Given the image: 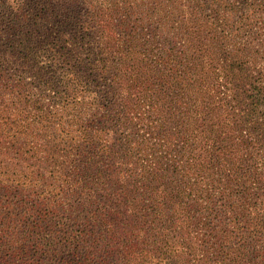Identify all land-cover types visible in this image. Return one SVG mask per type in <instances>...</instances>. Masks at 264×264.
Instances as JSON below:
<instances>
[{
  "label": "trees",
  "instance_id": "16d2710c",
  "mask_svg": "<svg viewBox=\"0 0 264 264\" xmlns=\"http://www.w3.org/2000/svg\"><path fill=\"white\" fill-rule=\"evenodd\" d=\"M0 264H264V0H0Z\"/></svg>",
  "mask_w": 264,
  "mask_h": 264
}]
</instances>
